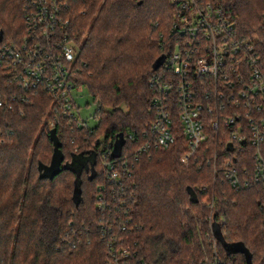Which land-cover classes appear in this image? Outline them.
Masks as SVG:
<instances>
[{"label":"trees","instance_id":"1","mask_svg":"<svg viewBox=\"0 0 264 264\" xmlns=\"http://www.w3.org/2000/svg\"><path fill=\"white\" fill-rule=\"evenodd\" d=\"M222 1L233 34L254 44L263 66L264 0ZM26 3L0 0L9 43L25 34ZM65 14L70 26L63 34L81 47L74 87H88L99 124L77 128L45 90L7 85L0 66V88L15 98L12 108L0 107V264H123L112 248L128 249L130 264H247L227 243L243 244L254 264H264V188L238 189L225 177L233 148L222 142L223 126L188 164L181 159L187 145L180 128L170 147L136 152L156 118L159 92L151 80L164 66L153 64L178 41L169 0H72ZM209 85L217 86L207 80L202 96L212 94ZM53 120L68 166L53 180L41 179L39 163L49 164L54 151ZM120 133L125 144L115 156ZM261 147L264 153V141ZM109 149L111 159L128 161L121 187L106 176ZM244 158L238 167L254 172L253 154Z\"/></svg>","mask_w":264,"mask_h":264},{"label":"built area","instance_id":"2","mask_svg":"<svg viewBox=\"0 0 264 264\" xmlns=\"http://www.w3.org/2000/svg\"><path fill=\"white\" fill-rule=\"evenodd\" d=\"M71 1L27 0L23 10L25 34L19 43H9L3 32L0 66L7 85L45 90L53 98L56 111L77 128L89 129L72 94L76 88L74 73L81 47L74 37L63 34L70 26L65 12ZM169 3L175 15L172 32L178 36V41L161 65L163 73L152 77V86L159 92L155 97L156 118L136 152L142 154L170 147L180 128L187 145L181 159L188 164L200 146L210 139V133L223 126V138L227 139L222 142L233 148L225 177L238 189L253 184L264 188L261 147L264 141V65L257 48L233 34L234 24L224 15L222 0H169ZM203 78H206L204 82ZM207 80L217 86L213 89L209 85L212 94L202 96L200 89L202 85L205 88ZM236 85L243 88L238 89ZM2 90L0 88V107L12 108L15 98L4 95L6 92ZM238 97L244 105L237 101ZM226 98L234 104L231 109L226 106ZM55 126L53 120L51 127ZM249 153L255 160L254 172L238 167L237 160L247 159L244 156ZM127 164L124 157L111 159L110 149L106 151L103 166L110 183L120 186L128 171ZM98 198L102 207L104 195ZM129 255L128 249L114 251L112 248L111 256L118 263L117 258H120L123 264H130L126 260Z\"/></svg>","mask_w":264,"mask_h":264},{"label":"water","instance_id":"3","mask_svg":"<svg viewBox=\"0 0 264 264\" xmlns=\"http://www.w3.org/2000/svg\"><path fill=\"white\" fill-rule=\"evenodd\" d=\"M0 39H3V30L0 29ZM166 59V55H161L153 64V69L157 70L161 67ZM50 138L54 144V151L51 158V162L49 164H44L42 162L39 163V171H40V178L41 179H50L53 180L57 175H59L67 164H64L65 154L63 152V143L59 138L57 128H53L50 130ZM125 144L124 134L120 133L119 138L116 142L115 146V156H119L121 154V148ZM80 174H77V178L75 180V193L81 195L82 191L80 188ZM218 233V230H217ZM226 249L228 252L231 253H242L245 255L247 264H254L252 255L250 251L241 243H234V244H225Z\"/></svg>","mask_w":264,"mask_h":264},{"label":"rangeland","instance_id":"4","mask_svg":"<svg viewBox=\"0 0 264 264\" xmlns=\"http://www.w3.org/2000/svg\"><path fill=\"white\" fill-rule=\"evenodd\" d=\"M73 98L76 102V106L79 107V112L83 120L86 121L90 128L97 127L99 122L95 117L96 111L98 109V104L95 102L94 98L88 87H78L72 92ZM101 136V140H103Z\"/></svg>","mask_w":264,"mask_h":264}]
</instances>
